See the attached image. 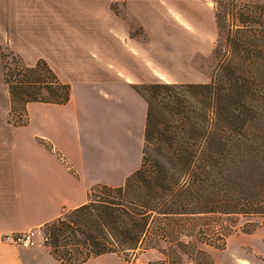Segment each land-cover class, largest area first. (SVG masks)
<instances>
[{
	"label": "trees",
	"instance_id": "16d2710c",
	"mask_svg": "<svg viewBox=\"0 0 264 264\" xmlns=\"http://www.w3.org/2000/svg\"><path fill=\"white\" fill-rule=\"evenodd\" d=\"M223 16L218 10L225 37L214 49L209 82L135 85L147 103L140 168L122 186H93L85 204L42 227L64 264L105 253L128 264L148 249L164 254L168 222L177 217H264V5L242 4L231 24ZM4 80L16 126L27 124L21 117L29 103L65 104L71 97V85L42 59L6 68ZM171 239L180 249V238ZM221 239L210 245L224 249Z\"/></svg>",
	"mask_w": 264,
	"mask_h": 264
},
{
	"label": "crops",
	"instance_id": "0c3cea01",
	"mask_svg": "<svg viewBox=\"0 0 264 264\" xmlns=\"http://www.w3.org/2000/svg\"><path fill=\"white\" fill-rule=\"evenodd\" d=\"M133 2L139 16L135 24L142 30L139 36L151 39L148 0ZM20 27L18 21L16 31L11 27L16 39L23 35L35 38ZM9 29V23L4 22L1 35L5 41L10 40ZM112 39L117 42L113 51H105L108 55L97 65L54 71L62 82H70L67 103L31 102L27 124L16 126L10 122V99L3 111L0 102V264H64L46 245L42 227L85 204L93 186L124 185L142 164L147 103L134 87L152 80L137 78L136 48L129 45L127 50L126 42L140 39L132 37L131 29H118L103 41ZM68 73L75 82L67 78ZM5 92L9 98L8 87ZM24 232L33 233L36 245L3 241L7 234ZM81 264L128 262L116 253H105ZM131 264L166 263L160 251L148 249ZM210 264H264V238L255 243L228 242L224 249L212 252Z\"/></svg>",
	"mask_w": 264,
	"mask_h": 264
},
{
	"label": "rangeland",
	"instance_id": "374dc122",
	"mask_svg": "<svg viewBox=\"0 0 264 264\" xmlns=\"http://www.w3.org/2000/svg\"><path fill=\"white\" fill-rule=\"evenodd\" d=\"M131 1L0 0L2 111L10 99V95L6 98L5 92L8 87L4 80L6 68L34 66L40 59L55 72L57 69L66 71V67L71 68L69 71L86 65L93 67L97 65L96 62H102V57L108 55L103 53L113 51L112 46L117 43L113 39H103L123 28H130L132 37L140 39L136 43L126 42L127 50L129 45L136 48L135 73L138 80L146 82L149 78L152 83L209 82L217 65L214 49L225 37L218 27V10L224 15L222 22L231 24L232 13L237 12L242 4L264 5V0H148L151 39L145 37L142 40L143 37L139 36L141 27L135 24L139 16ZM255 12L257 10L253 9ZM17 21L21 24V32L34 34V41L24 35L20 39L12 35L16 31L14 27ZM161 21L162 26L159 25ZM4 22L9 23V41H5L1 35ZM166 31L168 36L161 35ZM66 76L75 82L73 75L68 73ZM19 117V114L14 115L15 120ZM21 120L28 121L27 110L22 112ZM174 219L168 222L172 235L168 238V244L161 242L166 249L164 254L161 253L166 264H206L211 261L212 252H216V248L210 244L222 245L224 241L221 237H225L226 243L230 242L231 245L255 243L264 238V228L255 234H241L244 230L264 226V217L205 214ZM177 230L180 234H177ZM40 234L45 240L43 229ZM177 236L180 238V249L177 242L169 243V239Z\"/></svg>",
	"mask_w": 264,
	"mask_h": 264
},
{
	"label": "built area",
	"instance_id": "2783aa9c",
	"mask_svg": "<svg viewBox=\"0 0 264 264\" xmlns=\"http://www.w3.org/2000/svg\"><path fill=\"white\" fill-rule=\"evenodd\" d=\"M3 241H7L16 245H22L24 247H31L37 243V240L32 232L7 234L3 236Z\"/></svg>",
	"mask_w": 264,
	"mask_h": 264
}]
</instances>
